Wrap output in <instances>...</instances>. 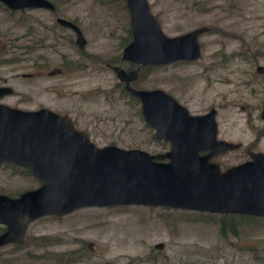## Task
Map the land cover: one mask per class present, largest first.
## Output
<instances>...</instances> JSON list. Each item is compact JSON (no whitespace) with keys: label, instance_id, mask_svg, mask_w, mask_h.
Masks as SVG:
<instances>
[{"label":"rangeland","instance_id":"obj_1","mask_svg":"<svg viewBox=\"0 0 264 264\" xmlns=\"http://www.w3.org/2000/svg\"><path fill=\"white\" fill-rule=\"evenodd\" d=\"M147 1L167 38L207 31L198 40V61L150 67L142 89L165 92L191 116L216 110L218 139L241 145L213 160L222 171L248 161L250 152L264 154V74L256 73L264 67V0ZM122 6L120 0L56 5L57 16L83 33L82 55L73 33L58 28L50 13L10 12L0 4V87L14 92L0 104L63 115L98 148L167 152L169 145L155 141L145 124L140 104L121 94L110 65L103 63L121 59L131 42ZM113 65L131 70L123 61ZM53 71L60 73L50 76ZM39 186L33 176L0 165V194L17 197ZM215 217L221 216L137 206L84 208L31 223L25 239L36 238L35 245L1 248L0 264H50L40 259L46 252L55 259L76 253L67 264H264V223L224 242Z\"/></svg>","mask_w":264,"mask_h":264},{"label":"water","instance_id":"obj_2","mask_svg":"<svg viewBox=\"0 0 264 264\" xmlns=\"http://www.w3.org/2000/svg\"><path fill=\"white\" fill-rule=\"evenodd\" d=\"M12 12L55 8L47 0H0ZM131 42L121 61L135 69L110 67L118 83L140 104L155 141L167 143L164 154L98 148L70 119L47 109L23 111L0 104V165L27 171L40 182L18 197L0 194V248L22 245L28 226L44 217H63L84 208L150 207L219 216L264 219V154L224 171L213 162L241 145L218 140L216 110L191 116L161 90H137L131 85L139 70L196 62L199 37L206 28L167 38L150 12L147 0H125ZM57 24L75 36L80 52L87 42L80 28L64 19ZM53 71L50 76L59 74ZM256 73L263 75L264 67ZM13 90L0 87V100ZM264 118V108L262 109ZM156 245L155 250H161Z\"/></svg>","mask_w":264,"mask_h":264},{"label":"trees","instance_id":"obj_3","mask_svg":"<svg viewBox=\"0 0 264 264\" xmlns=\"http://www.w3.org/2000/svg\"><path fill=\"white\" fill-rule=\"evenodd\" d=\"M50 2H52L55 6L62 2L63 0H49ZM121 3L123 4V6L121 7V10L124 12V14L128 17L127 15V8H126V4L125 0H120ZM57 9V7H56ZM128 34H131L130 28L127 29ZM130 43V42H129ZM128 43V44H129ZM127 44V45H128ZM82 55H84V53H82ZM244 55V52H241V54H239V56ZM251 55V52H250ZM251 57L254 58V56L252 55ZM245 59V57H243ZM8 62V61H6ZM121 62V59L118 58H114V59H110V60H104L103 63L107 64V65H113V64H117ZM5 63V62H2ZM180 64V63H179ZM185 64V63H183ZM132 66V65H131ZM131 66L129 69H131ZM133 67V66H132ZM151 68H145V69H141L137 80L133 83V87L137 90H142V81L144 79V77H146L149 72H150ZM117 87H119L120 92L122 95L124 96H128L131 100L135 101L138 103V101L136 99H134L132 96H130L123 88V86L121 84H119ZM258 137H261V135H258ZM7 167H11L12 169H14L15 171L18 170V172H20L21 174L24 175H28L30 176V174L25 171V170H20L19 168H14L11 165H6ZM18 196V195H16ZM14 197V196H12ZM185 216L189 217L192 216V214H185ZM215 223L219 228V236L220 238L224 241V242H229L230 239H234V238H240L241 236L244 235V230L249 228V229H255L258 228L260 226H262V224L264 223V219H260V218H252V217H247V216H221V217H215ZM168 223V222H166ZM4 231V228H0V233H2ZM35 240L36 238H32L31 240H29V238L24 239V243L22 245H12V247L14 249H23L24 246L28 245V243H31V245H35ZM45 240H43L41 247L43 248H47L48 245L45 244ZM28 259H32V255L30 254H26ZM77 256L76 253H70L66 256H60L57 257V259H55V257H51V256H47V252L44 253V255L41 256L40 259L44 260V261H48L50 264H67L68 262L72 261L71 259H68L70 256Z\"/></svg>","mask_w":264,"mask_h":264},{"label":"flooded vegetation","instance_id":"obj_4","mask_svg":"<svg viewBox=\"0 0 264 264\" xmlns=\"http://www.w3.org/2000/svg\"><path fill=\"white\" fill-rule=\"evenodd\" d=\"M47 1H49V0H47ZM50 2V1H49ZM52 3V2H51ZM52 5L54 6V8H55V10L54 11H50V10H48V9H37V10H40V11H44V12H47V13H50L51 14V16H53L54 17V19H55V23H56V25H57V27L58 28H61V29H65V30H69V29H66V28H62V27H60L58 24H57V19L58 18H61V17H59V16H57V9H56V6L52 3ZM26 11V10H25ZM61 19H64V18H61ZM64 20H66V19H64ZM66 21H69V20H66ZM69 22H71V23H73V24H75L76 25V23H74V22H72V21H69ZM70 31V30H69ZM82 53V52H81ZM122 62V61H121ZM129 64V63H128ZM129 65H132V64H129ZM133 66V65H132ZM111 66H109V68H110ZM133 67H135V66H133ZM111 69V68H110ZM125 71H129V70H125ZM24 78H30L31 77V75H27V76H23ZM134 83V82H133ZM133 83H132V85H133ZM122 85V84H121ZM131 85V86H132ZM123 86V85H122ZM133 87V86H132ZM123 88H124V86H123ZM134 88V87H133ZM13 94H14V92H13ZM12 94V95H13ZM11 95V96H12ZM130 95V94H129ZM131 96V95H130ZM7 97H10V96H7ZM6 98V97H5ZM57 114V113H56ZM59 115V114H58ZM61 116V115H60ZM63 116V115H62ZM65 117V116H64ZM71 122H72V124H73V126L75 127V125H74V123H73V121L71 120Z\"/></svg>","mask_w":264,"mask_h":264},{"label":"bare ground","instance_id":"obj_5","mask_svg":"<svg viewBox=\"0 0 264 264\" xmlns=\"http://www.w3.org/2000/svg\"><path fill=\"white\" fill-rule=\"evenodd\" d=\"M177 63H181V62H177ZM131 66V65H130ZM111 67H119V68H121L120 66H114V65H111ZM147 68H150V67H147ZM121 69H123V68H121ZM132 69L134 70L135 69V67H132L131 66V70H129V71H132ZM141 69H145V68H141ZM140 69V70H141ZM124 70V69H123ZM140 70H139V72H140ZM133 97V96H132ZM134 98V97H133ZM135 99V98H134ZM137 100V99H136ZM217 139H218V137H217ZM219 140V139H218ZM222 141V140H221Z\"/></svg>","mask_w":264,"mask_h":264}]
</instances>
